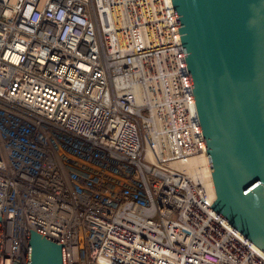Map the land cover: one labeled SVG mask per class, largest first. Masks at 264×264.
I'll return each instance as SVG.
<instances>
[{
	"label": "built area",
	"instance_id": "2783aa9c",
	"mask_svg": "<svg viewBox=\"0 0 264 264\" xmlns=\"http://www.w3.org/2000/svg\"><path fill=\"white\" fill-rule=\"evenodd\" d=\"M202 154L171 0H0V264L29 228L66 264H264Z\"/></svg>",
	"mask_w": 264,
	"mask_h": 264
},
{
	"label": "water",
	"instance_id": "95a60500",
	"mask_svg": "<svg viewBox=\"0 0 264 264\" xmlns=\"http://www.w3.org/2000/svg\"><path fill=\"white\" fill-rule=\"evenodd\" d=\"M171 1L214 188L211 207L264 251V0ZM27 243L25 264H66L59 240L29 228Z\"/></svg>",
	"mask_w": 264,
	"mask_h": 264
},
{
	"label": "bare ground",
	"instance_id": "6f19581e",
	"mask_svg": "<svg viewBox=\"0 0 264 264\" xmlns=\"http://www.w3.org/2000/svg\"><path fill=\"white\" fill-rule=\"evenodd\" d=\"M134 90L139 96L137 86H135ZM207 162L206 156L202 154L189 158V160L185 162L184 165L179 163V166L185 167L191 174L194 175L196 179L200 180L201 182L209 183L211 182V178Z\"/></svg>",
	"mask_w": 264,
	"mask_h": 264
}]
</instances>
